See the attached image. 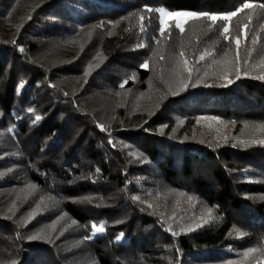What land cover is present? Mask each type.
<instances>
[{
    "label": "trees",
    "instance_id": "obj_1",
    "mask_svg": "<svg viewBox=\"0 0 264 264\" xmlns=\"http://www.w3.org/2000/svg\"><path fill=\"white\" fill-rule=\"evenodd\" d=\"M262 5L0 0V264H263Z\"/></svg>",
    "mask_w": 264,
    "mask_h": 264
},
{
    "label": "rangeland",
    "instance_id": "obj_2",
    "mask_svg": "<svg viewBox=\"0 0 264 264\" xmlns=\"http://www.w3.org/2000/svg\"><path fill=\"white\" fill-rule=\"evenodd\" d=\"M25 6H26L25 3H20L19 5L16 6V10L18 12L19 11H23L25 9ZM163 10L165 12H174V11H169V10H166V9H163ZM184 12H188V11H184ZM210 15H216L218 17V19L216 21H212L213 23H216V22L225 23L227 25L226 27L228 29L230 28V22L235 17V16H233L230 20L226 21V20H222V19L219 18V17H221L223 15H226V14H210ZM210 15H208V16H210ZM208 16H200L199 18H193V17H171V16H161L160 15L161 30L162 31H165L171 25H175L176 26L177 24H180L181 27L183 29H185L189 23H191L193 21H196V20H199L201 18L208 19ZM81 43H82L81 41H78L77 44L74 43L71 46L69 44V45L66 46V48H64V51H66V53L72 55L73 54V51L76 50V49H78V47L80 46ZM144 103H145L144 100L140 101V104L141 105H144ZM211 125H213L216 130L219 129L221 131L220 133H222V136L223 137H227V135H229L230 133H232V130H231L232 126L223 125L218 120L212 121V124ZM252 130H253L252 128H249L246 131H248V133L250 134V133H253L254 132ZM32 191H33L32 190V187H30L29 185H27L26 188H25L24 195L28 196L29 193H31ZM197 208L199 209L198 210L199 211V215H198L199 218H197V220H196L197 222H194V223H196V224H205V223H208L211 220V212L210 211H205V207L202 206V205L200 206V204L197 206ZM85 251H87V249H84V251L82 252V255L83 256L79 257V260H80L79 264H93V261L91 262L92 259L90 260V262H88L89 258H87L84 255V253L87 254L89 252L87 251V253H86ZM263 264H264V262H263Z\"/></svg>",
    "mask_w": 264,
    "mask_h": 264
},
{
    "label": "snow or ice",
    "instance_id": "obj_3",
    "mask_svg": "<svg viewBox=\"0 0 264 264\" xmlns=\"http://www.w3.org/2000/svg\"><path fill=\"white\" fill-rule=\"evenodd\" d=\"M253 7V5L251 3H244L242 5V8H251ZM261 7H264V5H262ZM239 10H242V9H238L237 11ZM147 11H152L151 8H147ZM159 14L161 16H171V17H193V18H199L200 16H208V14L206 13H195V12H165L163 9H159ZM237 11H233L229 14H226V15H223L221 17H219L220 19L222 20H230L233 16H236L237 15ZM208 19L211 20V21H216L218 19V17L216 15H210L208 16ZM178 28H180L181 31H183V28L181 27L180 24H177L176 25ZM223 31L225 33H227L228 31V28L227 27H224L223 28ZM237 43H239V39L237 38ZM181 55H183V53H181ZM144 67H147V64L144 65ZM123 86V85H121ZM37 120H39V117L37 116L36 117ZM93 227H96L95 225H93ZM98 231H102V228L100 229H97Z\"/></svg>",
    "mask_w": 264,
    "mask_h": 264
}]
</instances>
